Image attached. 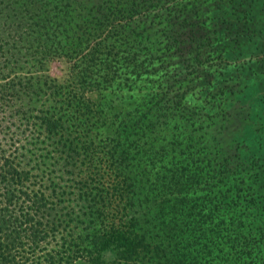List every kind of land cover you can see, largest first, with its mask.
<instances>
[{"label":"trees","instance_id":"16d2710c","mask_svg":"<svg viewBox=\"0 0 264 264\" xmlns=\"http://www.w3.org/2000/svg\"><path fill=\"white\" fill-rule=\"evenodd\" d=\"M216 10L201 17L195 0H0L2 25L35 20L41 60L63 62L59 81L8 74L0 37V264H264V150L245 155V140L224 145L207 132L213 98L225 94L215 27L235 24L232 46L245 54L264 33V0ZM121 90L140 100L107 123L102 92ZM204 90L207 109L190 103ZM40 92L51 101L24 119L22 101ZM9 120L82 154L81 175L67 185L35 177L20 147L7 153Z\"/></svg>","mask_w":264,"mask_h":264},{"label":"rangeland","instance_id":"374dc122","mask_svg":"<svg viewBox=\"0 0 264 264\" xmlns=\"http://www.w3.org/2000/svg\"><path fill=\"white\" fill-rule=\"evenodd\" d=\"M195 1L201 17L206 18L217 16L216 6L227 2V0ZM11 18L7 19L4 25L0 18L2 33L0 37L4 39L8 74L27 77L29 73H32L42 79L49 76L55 77L59 81L63 74V62L52 59L53 61L44 63L35 49V42L31 41L35 20ZM234 26L221 23L215 27L221 44L225 43L227 47L225 58L220 60L219 74L215 73L214 76L216 81L222 85L225 94L222 98L219 94L213 98L216 100H214L213 108L208 110L211 124H209L207 132L224 145L233 146L235 143H242L245 140L243 150L245 155L249 153L261 154L260 150H264V33L263 31L257 32L256 37L251 40L253 45H250L245 54H240L237 47L232 46L234 42L231 37L234 36ZM43 89L45 91L44 86ZM207 91L209 90L201 91L200 97L196 96L197 94L190 97V103L206 105L205 109H207V104L203 102ZM44 93L40 92V95L37 96L33 94L28 103L22 99L24 107L30 108V112H25L24 119L28 118L31 121L30 117L34 114L35 109L45 108L49 104L52 95ZM102 94L110 99L106 103V113H103L105 122L109 123L114 114L120 110L129 109L138 102L141 91L121 90V93L116 96L107 92H102ZM90 120L93 121V118ZM23 123L24 120L22 123L18 120L8 121L6 138H10L15 144L8 146L7 153L12 155L13 147H20L18 150L20 163L24 167L32 166L31 172L37 178L42 176L67 185L81 175L76 174V171L82 169L87 163L82 154L75 156L72 153L70 154L72 156L69 157L62 141L55 144L51 140L45 139L42 134L37 135V130L31 132L32 128ZM108 130L109 127L105 125L99 129L92 127L91 131L92 133H105ZM7 142L9 141L7 140ZM93 157L96 160V154Z\"/></svg>","mask_w":264,"mask_h":264}]
</instances>
